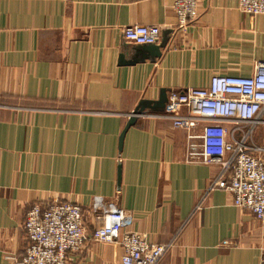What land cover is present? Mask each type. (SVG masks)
<instances>
[{
	"label": "crops",
	"instance_id": "crops-1",
	"mask_svg": "<svg viewBox=\"0 0 264 264\" xmlns=\"http://www.w3.org/2000/svg\"><path fill=\"white\" fill-rule=\"evenodd\" d=\"M238 1H199L179 28L173 0H0V264L23 255L32 203L95 197L132 213L128 231L172 241L161 264H258L264 223L209 191L218 165L187 161L185 132L159 116L168 91L264 61V15ZM135 24L159 26L162 47L125 40ZM251 141L264 145V123ZM121 255L91 240L67 264Z\"/></svg>",
	"mask_w": 264,
	"mask_h": 264
},
{
	"label": "built area",
	"instance_id": "built-area-1",
	"mask_svg": "<svg viewBox=\"0 0 264 264\" xmlns=\"http://www.w3.org/2000/svg\"><path fill=\"white\" fill-rule=\"evenodd\" d=\"M198 1L173 0L179 26L194 18ZM238 8L250 15L264 14V0H239ZM159 34L157 25L135 24L123 29L125 40L135 44H154ZM177 107H184L186 112L175 114ZM263 114L264 61H260L249 76L213 75L207 87L168 91L159 115L185 132L187 161L218 165L208 189L219 187L230 192L233 205L251 212L261 223L264 146L249 140L256 126L264 123ZM199 125L200 132L196 133ZM132 219L130 211L100 197L87 208L57 200L45 205L32 203L22 224L28 243L24 253L7 259L10 264H67L72 253L92 240L120 245L121 264H161L172 241L154 243L128 231ZM89 224L93 225L91 231ZM258 264H264V251Z\"/></svg>",
	"mask_w": 264,
	"mask_h": 264
},
{
	"label": "rangeland",
	"instance_id": "rangeland-1",
	"mask_svg": "<svg viewBox=\"0 0 264 264\" xmlns=\"http://www.w3.org/2000/svg\"><path fill=\"white\" fill-rule=\"evenodd\" d=\"M201 1H203V0H201ZM199 2V1H198ZM198 2H197V4H198ZM174 10V9H173ZM175 11V10H174ZM241 11V10H240ZM242 12V11H241ZM176 13V12H175ZM244 13V12H243ZM247 14V13H246ZM176 15H177V13H176ZM250 15V14H249ZM264 15V14H263ZM196 18V14H195V16H194V18L193 19H191V20H188L187 21V23H186V25H184V26H179V24H178V17H177V27H179V28H183V27H185V26H187L189 23H191L194 19ZM159 27V26H158ZM159 29H160V27H159ZM157 43V42H156ZM158 44V43H157ZM257 127V126H256ZM245 130V129H244ZM252 137V136H251ZM251 143H254V142H252L251 141V138H250V140H249ZM255 144V143H254ZM261 146H264V145H261ZM263 157H264V155H263ZM215 189H217V188H215ZM218 189H220L219 187H218ZM210 191V190H209ZM28 209V208H27ZM24 232V231H23ZM24 235H25V232H24ZM142 236V235H141ZM26 238V237H25ZM27 244L28 243H26V246H27ZM25 246V247H26ZM8 257H12V256H8ZM15 258H17V257H15ZM8 261L10 262V260L8 259ZM10 264V263H9Z\"/></svg>",
	"mask_w": 264,
	"mask_h": 264
},
{
	"label": "water",
	"instance_id": "water-1",
	"mask_svg": "<svg viewBox=\"0 0 264 264\" xmlns=\"http://www.w3.org/2000/svg\"><path fill=\"white\" fill-rule=\"evenodd\" d=\"M137 45H140V46H143V47H149V48L150 47H155L157 50L162 47L161 44H157V43H154V44H137ZM165 102H166V96H165ZM164 107H165V103H164ZM164 107H163V110H164Z\"/></svg>",
	"mask_w": 264,
	"mask_h": 264
}]
</instances>
